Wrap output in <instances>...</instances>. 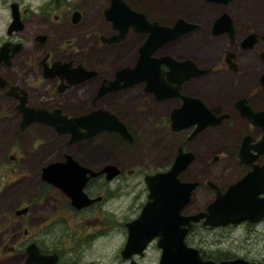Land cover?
<instances>
[{
    "label": "flooded vegetation",
    "instance_id": "flooded-vegetation-1",
    "mask_svg": "<svg viewBox=\"0 0 264 264\" xmlns=\"http://www.w3.org/2000/svg\"><path fill=\"white\" fill-rule=\"evenodd\" d=\"M125 1L132 9L145 13L150 22L172 26L179 18H185L197 25L149 55L152 63L148 64L159 71L158 84H166L167 90L159 87L158 93L149 91L146 80L125 86L127 80L120 72L136 66L148 33L136 32L132 28L125 33L124 27L128 22L117 7L119 3L114 5V0H0V150L6 143L5 134L12 129L15 141L9 149H15L13 146L17 139L19 146L24 140L29 141L30 148L25 155L11 154L9 159L19 168L23 160L30 159L23 168L21 181L32 190L33 180L39 182L37 196H40L35 203L30 199L23 208L15 209L12 221L8 220L10 225L0 221V264H224L232 261L264 264V239H248L244 244L249 248L243 254L233 253L224 247L221 238L207 236L218 230L231 232L234 225H247L255 230L260 225L264 226V216L258 221L242 220L228 224L207 220L208 206L216 199L218 188L224 193L231 184H241L239 193L245 191L248 192L245 195L259 196L264 200V25L253 26L238 40L236 21L225 10L223 13L227 12L233 20V35L230 36L228 31L214 35V20L209 30L211 36L224 39L226 44L218 60L200 63L192 55H180L175 51L177 42L201 29L196 19L182 15L166 23L161 17L151 16L135 8L129 0ZM233 2L205 0L206 4L225 7ZM119 17L121 22L116 19ZM254 34L255 42L246 48V38ZM134 35L139 37L140 43L133 51L132 62H129L126 47ZM248 52L257 54L261 67L254 70L252 80L246 81L250 83L247 92L235 95L231 104L233 110L217 112L207 102L204 85L208 86L209 80L219 73L239 78L243 70L240 57ZM168 62L175 68L182 66L178 76L172 72ZM215 65L223 68H215ZM236 82L233 79V85ZM244 84L245 80H238L240 88ZM137 86H141L144 93L139 100L147 101L148 105L143 104V108L136 109L132 117L146 113L151 105L155 110L157 107L162 109L155 118V128L147 134L142 133V139L130 125L133 120L130 114L116 105L125 96L124 92L136 90ZM185 97L200 100L215 116L224 117L216 125H208L199 132H196V124L176 130L171 115L183 104ZM145 98L152 99L153 104L149 105L150 100ZM98 109L114 114L125 125L131 139L109 126L110 129L88 139L71 142V133L59 134L54 126L35 119L26 124L23 121L29 115L56 110H60L62 116L73 118L86 116ZM42 128L54 136L68 138L66 144H62L59 157L46 160L32 157L36 146L42 147L47 143L46 134L38 133L39 140L32 137L36 130ZM221 128H225L224 131L236 130L235 136L223 148L232 153V161L214 169L213 164L226 157L205 158L206 175L188 177L193 164L200 159L198 152L188 147L189 144L203 134ZM85 129L79 128L81 132ZM156 132L163 138L165 135H180L181 142L176 153L157 158L154 167L137 162L138 169H128L125 161L116 158L97 161L91 154L92 158L78 159L75 156L100 134H109L123 147L135 148L143 140L151 141ZM180 148L194 154V160L178 176L182 182L197 183L191 200L181 206L172 200L174 204H159L148 209L147 204L152 199L146 177L169 171ZM68 155L99 173L62 174L58 183L50 182L43 169L53 162H67ZM108 165H115L119 173H103ZM150 168L152 172H148ZM9 171L15 172V169L9 168ZM230 171L232 178L226 180L224 176ZM214 174L215 178L212 177ZM14 182L16 185V180ZM207 185L209 191L216 194L205 206H199L196 204L197 194ZM131 186L133 190L130 192ZM76 188L82 189L93 202L78 207L73 198ZM48 197L51 199L47 200ZM42 198L46 201L42 202ZM36 204H43L46 211L39 213L43 219L34 224L31 217L33 219ZM21 210L25 212L18 214ZM202 213L206 215L197 220L192 218ZM17 217L30 220L26 224H18Z\"/></svg>",
    "mask_w": 264,
    "mask_h": 264
},
{
    "label": "rangeland",
    "instance_id": "rangeland-1",
    "mask_svg": "<svg viewBox=\"0 0 264 264\" xmlns=\"http://www.w3.org/2000/svg\"><path fill=\"white\" fill-rule=\"evenodd\" d=\"M129 2L135 8L144 10L151 16L161 17L166 23L173 22L176 17L182 15L196 19V22L200 23L201 29L177 42L175 51L180 55H192L199 60L200 63L216 61L222 56L226 41L219 37H212L209 30L212 22L225 10L229 11L236 21L238 40H241L244 35H246L245 33L253 26L264 25V0H234L232 4L226 7L222 4H206L205 0H129ZM139 43L140 39L137 35L129 39L126 47L128 55H130L129 62H132L133 51H135V47ZM240 64L243 70L240 72L239 78L228 73H219V75H215L209 80L208 83L210 85H204V93L207 94V102L211 104L210 106L212 108L214 106L218 110L217 112L233 110L231 104L234 101L235 95L245 94L247 92L250 83L246 81L252 80L254 70L261 67V62L255 52H248L242 55L240 57ZM215 68L222 69L223 66L215 65ZM233 79L237 80L236 85H233ZM238 80H245V84L241 88L237 85ZM200 88H203V85ZM124 93L125 96L119 99L116 104L118 106L117 108L123 109L130 114V117L133 119L130 125L134 127L135 134L142 139V133L147 134L155 128V118L162 109L157 107L155 110V107L151 105L146 113H140L136 118L132 117L136 109L143 108V104L147 106L148 102L139 100L142 98L140 96L144 94L141 90V86H137L136 90L134 88ZM145 99L150 100L149 105L153 104L152 99ZM224 130L225 128H221L208 134H203L198 140L189 144L188 147L196 150L200 159L193 164L192 169L188 173V177L206 175L204 166L205 158L212 160L216 155H223L226 157L225 160L213 164L214 169L221 168L224 166L225 162L232 161V153L223 150V148L226 147L229 140L235 136L236 130L234 128L226 131ZM9 132L5 134L6 143L2 144L0 150V221L5 222L7 225H10L8 220L12 221L11 218L14 216L13 211L15 209L23 208L30 199L35 203L40 197L37 196L39 182L37 183V181L33 180V190L31 187L29 191L26 185L21 181V177L24 176L23 168L27 166L30 159L27 158V160H23L20 168L9 159L11 154H16L18 157L25 155L30 148L29 141L23 138L24 141L19 146L16 137L17 144L13 146L15 149H9L10 144L15 141V131L12 129ZM38 133H42L43 136L46 134L48 140L42 147L36 146L35 150L32 148L34 150L32 152V157L42 160L59 157V155H61L62 144H66L68 138L66 136H54L50 131L47 132V130L43 128L42 130H36L32 137L36 136ZM1 135L2 133H0V140L2 139ZM152 137V140L148 141V143L143 140L137 147L127 148L117 144L112 136L104 133L93 139L82 151L75 153V156L78 159L92 158L93 156L97 161L107 158H116L115 160L120 159V161H125L128 165V169H138L136 165L137 162L145 166L151 165L154 167L157 158L164 156V154L170 153V155H173L177 152L181 142V136L175 135L170 137V135H165V138H163L161 134L156 132ZM33 138L39 140L37 136ZM37 140L34 141V145L37 144ZM9 168H14L15 172H10ZM152 171L153 169L151 168L148 170V172ZM139 172H141V170ZM215 175L216 174L212 175V177L215 178ZM224 178L230 180L232 178L231 171L226 173ZM14 180H16V185H14ZM22 180L25 181V179ZM208 188L209 186L207 185L198 192L196 200L197 205L205 206L209 201L214 199V195L216 194L215 191H209ZM132 190L133 186L129 188L130 192ZM49 199L51 198L48 197L47 200ZM43 201L45 202L46 199L42 198V202ZM43 204H36L33 207V219L31 217V221L34 224L43 219L39 214L46 211L43 208ZM37 215H39V218H37ZM28 220L30 219L17 217L16 221L18 224H26ZM237 226L238 225H234L231 232L229 230H218L214 235L209 234L207 236L219 237L222 239V245L224 247L232 250L233 253L241 252L243 254L246 252L245 249L249 248V246L244 244L248 239H264L263 225L258 226L256 230L247 225Z\"/></svg>",
    "mask_w": 264,
    "mask_h": 264
},
{
    "label": "water",
    "instance_id": "water-1",
    "mask_svg": "<svg viewBox=\"0 0 264 264\" xmlns=\"http://www.w3.org/2000/svg\"><path fill=\"white\" fill-rule=\"evenodd\" d=\"M207 1L217 3L229 2V0ZM113 3L114 5L115 3H119L117 7L122 10L123 14H125L123 18H125V20L128 22V25L124 27L125 33H127L130 28L136 32L148 33L146 41L140 48L141 56L136 66L134 68H125L120 72V74L122 73L127 80L125 86H130L134 82L136 83L138 81L146 80L148 83L147 89L149 91H155L158 93L159 87L167 90L168 86L166 84H162V82L160 85L158 84L157 78L159 80V71L156 70L155 67L148 64L152 63L149 60V55H151V52H154L156 49L162 47L164 44H167L169 41L177 39L192 31L197 27V25L193 22L187 21L185 18H179L172 26L162 25L159 22H150L147 19L145 13L132 9L125 0H114ZM116 19L118 22H121L122 20L121 17ZM232 27V17L227 12H225L217 17L213 22V34L219 35L228 31L230 36H232ZM255 36L256 35L254 34L246 38V48H250L252 46V44L255 42ZM171 60L173 59L171 58ZM168 63L172 67V72H176L178 76L180 70L183 69L182 66L175 68L171 62ZM181 64L183 65L184 63ZM173 73H171V75ZM182 80L183 78L178 80V82ZM171 117L176 130L196 124L198 126L196 132H199L208 125H216L224 116H215V114L211 112L205 103L198 99L185 97L183 104L179 108L173 110ZM33 119L54 126L59 134L71 133V142L88 139L98 132L108 128L110 129L109 126H113V129L121 131L123 135L131 139V135L126 129L125 125L120 123L114 114H111V112L104 109L95 110L86 116L73 118L62 116L61 111L56 110L55 112L51 113L45 112L39 115H29L28 117H24L23 121L26 124L30 123V120ZM80 126L85 127L86 131L81 132L79 130ZM67 158V162H53L43 169L44 176L49 177L48 180H50V182L58 183L60 175L62 174L99 173L83 166L77 160H75L72 155H68ZM193 160L194 154L192 152H185L182 148H180L176 157V161L169 171L164 173L158 172L146 177V181L150 190V198L152 199L147 204L148 209H150V207H156L159 204H174L172 203V200L176 201L177 206H181L183 203H187L191 200L193 190L197 183L191 181L182 182L178 176L180 172L183 171ZM102 172L114 175L119 173V170L115 165H108L102 170ZM248 177L249 175L247 178ZM240 185L231 184L224 193L218 188L216 199L208 206V222L215 224H228L231 222H240L242 220L258 221L264 216V200L260 199L259 196L245 195L248 194V192L245 191H243L244 193H239L238 190H241ZM75 190L76 191L75 194H73V198H75V203L78 207H82L93 202L92 199L87 197L82 189L81 191H79L77 188ZM156 198H159V200L156 201ZM24 212V210H21L18 214ZM204 215L206 214L202 213L195 215L192 218L197 220ZM209 263L210 262H204V264ZM238 263V261H232L224 264Z\"/></svg>",
    "mask_w": 264,
    "mask_h": 264
}]
</instances>
